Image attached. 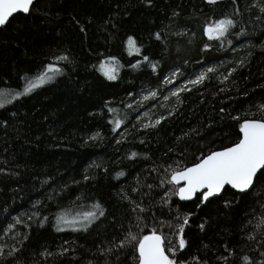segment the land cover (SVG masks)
I'll return each instance as SVG.
<instances>
[{
  "label": "trees",
  "instance_id": "trees-1",
  "mask_svg": "<svg viewBox=\"0 0 264 264\" xmlns=\"http://www.w3.org/2000/svg\"><path fill=\"white\" fill-rule=\"evenodd\" d=\"M258 1L37 0L0 28V264H138L151 234L175 264H264V170L209 201L172 181L264 121ZM174 70L206 76L141 126L127 101Z\"/></svg>",
  "mask_w": 264,
  "mask_h": 264
},
{
  "label": "water",
  "instance_id": "water-1",
  "mask_svg": "<svg viewBox=\"0 0 264 264\" xmlns=\"http://www.w3.org/2000/svg\"><path fill=\"white\" fill-rule=\"evenodd\" d=\"M37 0H0V28L18 14H28ZM241 140L234 146L215 151L199 163L172 176L178 186V198L192 201L203 195L204 201L220 197L227 188L236 193L252 190L264 170V121L246 120ZM138 264H172L159 234L143 238L138 247Z\"/></svg>",
  "mask_w": 264,
  "mask_h": 264
},
{
  "label": "rangeland",
  "instance_id": "rangeland-1",
  "mask_svg": "<svg viewBox=\"0 0 264 264\" xmlns=\"http://www.w3.org/2000/svg\"><path fill=\"white\" fill-rule=\"evenodd\" d=\"M257 4L261 8H264V2L258 1ZM187 35L188 34L186 31H180L177 33V36L180 37H185ZM55 74L56 67L55 65H52L46 74L41 77L39 81H37V84L51 80ZM205 76L206 71L203 70L191 76H186L184 73L178 70L171 71L164 81V89L162 91L147 88L143 90L138 97L129 99L127 104L131 105L132 107H136L140 111L138 116L140 125L143 127H149L159 120V103H163L169 101L173 97H177L183 89H186L193 84L199 83L205 78ZM80 216L81 215L79 213H74L69 217L64 218L61 222L62 227L73 230L85 229L97 218L96 215H89L88 217ZM181 245H183V242H181ZM171 263L175 264L174 261Z\"/></svg>",
  "mask_w": 264,
  "mask_h": 264
}]
</instances>
